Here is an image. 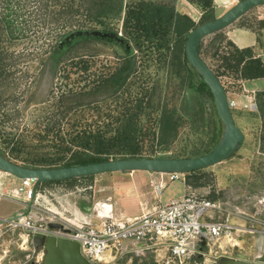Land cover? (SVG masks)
Wrapping results in <instances>:
<instances>
[{
	"label": "trees",
	"instance_id": "trees-1",
	"mask_svg": "<svg viewBox=\"0 0 264 264\" xmlns=\"http://www.w3.org/2000/svg\"><path fill=\"white\" fill-rule=\"evenodd\" d=\"M124 2L100 0L103 8L96 7V11L93 5L88 4L84 7L86 22L75 28L90 27L118 33L121 22L124 39L130 45L128 48V44H123L121 62L92 70L95 60L87 58L84 53L73 54L69 59L76 70L67 71V66L64 67L58 77V94L48 107L41 109L49 115L51 122L35 132L37 139L33 145L38 148L37 153L32 154L33 151L28 150L29 145L23 138H15L0 126V152L3 155L20 165L51 168L118 158L196 157L218 144L221 136L216 126L213 136L189 154H167L179 138L180 120L184 115L179 107L171 106L162 94L161 100L156 103L159 69L156 72L148 70L151 61L169 63L178 73L183 69L191 73L192 69L200 78L198 84H193L215 102L210 87L190 64L185 48L191 30L217 17L215 0H191L201 12L199 20L167 3L154 0ZM51 5L60 11L47 19L50 23L64 21L72 24L82 7L75 0H52ZM47 20L45 18V22ZM13 25L10 14L0 16V89L5 87L4 92L8 95L0 91V109L2 101L11 97L9 87H16L14 72L9 70V63L6 62L10 58L9 48L2 43L15 38L16 28ZM98 25L101 27L97 28ZM89 38L96 37L78 36L62 50L61 41L55 42V47L57 51L71 54L84 45L77 43ZM200 52L228 93H243L244 80L264 77V61L257 56L254 48L239 47L225 29L206 36ZM254 98L264 127V90L256 91ZM215 114L221 122L216 107ZM23 135L26 136L25 133ZM202 171L198 169L186 173L187 183L194 185L189 193H198L197 188L204 184Z\"/></svg>",
	"mask_w": 264,
	"mask_h": 264
},
{
	"label": "rangeland",
	"instance_id": "rangeland-1",
	"mask_svg": "<svg viewBox=\"0 0 264 264\" xmlns=\"http://www.w3.org/2000/svg\"><path fill=\"white\" fill-rule=\"evenodd\" d=\"M81 5V10L77 11L78 18L69 23H50L48 20L53 14L59 13V9L51 5L52 0H0V16L9 15L14 21L16 28L15 38L3 41V46L9 48L10 58L8 68L14 72V85L8 89V97L3 102L0 109V126L9 131L17 138L20 136L25 140L28 150L35 154L38 148L33 145L37 139L35 132L43 128L50 118L47 113L41 110L52 102L53 98L60 90L58 79L61 71L66 67L67 71L76 70V66L71 64L73 54L84 53L87 58H92L95 62L92 70L104 69L108 65L118 64L120 58L124 56V45L126 43L121 22L119 32L115 33L119 38L100 36L92 34H74L76 32L102 31L88 27L75 29L86 22L84 7L88 4L103 8L100 0H75ZM161 3L175 5L179 10L190 13L199 20L201 12L194 6L191 0H154ZM224 0H216V15L223 14L227 7L221 4ZM232 1V0H231ZM238 0H233L237 2ZM49 2V4H48ZM63 2V1H61ZM126 2V0H125ZM124 2V3H125ZM232 5V4H228ZM260 14L264 15V5L257 8ZM46 18V22H45ZM98 25L97 28H100ZM75 29L70 34L68 31ZM74 34V35H72ZM78 36H94L77 44H84L69 54L57 51L55 42H60L61 50L71 44ZM137 53V51H135ZM93 53H98L94 55ZM189 67V66H188ZM159 69V86L156 96V103L165 96L171 106H177L184 115L180 120V135L173 144L171 151L167 154H189L197 146H201L204 140L213 136V130L217 126L219 135L223 133V123L215 114L213 99L203 95L193 84H198L200 78L191 69H183L179 73L174 66L169 63H158L151 61L148 70L156 72ZM260 88L264 87V79ZM5 87H1L3 94ZM8 96V95H7ZM229 99L239 101V97L234 92L228 93ZM255 99V98H254ZM250 99L248 103L251 101ZM43 111V112H42ZM234 117L238 126L245 133V141L233 156L219 163L209 166L202 171L201 180L203 185L197 188L196 194L213 201L230 202L243 206V201L247 197H260L264 192V127L260 113L251 110L239 103V107L234 111ZM22 133L26 136H22ZM208 141V140H207ZM36 142V141H35ZM41 151V147H39ZM157 173L138 170L133 173H123L120 171L106 172L95 175L93 178L72 179L60 182L41 183L38 191L42 193L40 202L50 206V203L59 205L60 202L66 204L72 210H78L83 214H90L91 205L99 198L112 195L114 197L116 211L124 210L127 215H139L143 212L142 202L154 200L155 189L152 180ZM7 185L12 189L17 188L20 183L7 181ZM185 192L182 179L168 180L167 186L163 189L162 202L180 197ZM146 193V194H145ZM150 196V197H149ZM120 198V203L115 200ZM151 198L152 200H143ZM211 197V198H209ZM216 198V199H215ZM156 199V198H155ZM86 200L88 208L80 205ZM118 204V205H117ZM120 207V208H119ZM254 212L253 209H251ZM16 234L4 233L0 237V264H31V249L23 250L14 241ZM257 236L244 234L239 237V244L230 247L232 257H239L245 254L248 259H254L257 254H264V241L257 243ZM260 246V248H259ZM208 252V249L205 250ZM215 257L211 255L197 256L190 261V264H219ZM165 259H161L155 252L128 253L115 259L109 264H166ZM172 264V263H171Z\"/></svg>",
	"mask_w": 264,
	"mask_h": 264
},
{
	"label": "built area",
	"instance_id": "built-area-1",
	"mask_svg": "<svg viewBox=\"0 0 264 264\" xmlns=\"http://www.w3.org/2000/svg\"><path fill=\"white\" fill-rule=\"evenodd\" d=\"M229 103L234 113L239 102L229 99ZM244 107L259 112L255 99L244 103ZM157 175L151 182L156 199L143 201L141 214L116 211L113 218L88 217L62 202L44 205L40 202L42 193L38 188L34 190L35 180L21 178L17 188H9L2 195L21 198L27 210L18 212L17 217L0 218V237L7 232L16 234L17 246L31 249L32 258L28 260L31 264H41L46 257L45 248L34 244L36 236L78 242L81 253L92 264H109L128 253L148 251L166 258V264H190L197 256L207 254L214 256L216 263L224 256L236 258L231 256L230 247L239 244L241 235L264 234V200L257 198L254 212L244 205L213 201L189 192L162 202L168 180L181 179L184 173L157 172ZM31 200L33 204L29 206ZM50 223L62 226L52 227Z\"/></svg>",
	"mask_w": 264,
	"mask_h": 264
},
{
	"label": "water",
	"instance_id": "water-1",
	"mask_svg": "<svg viewBox=\"0 0 264 264\" xmlns=\"http://www.w3.org/2000/svg\"><path fill=\"white\" fill-rule=\"evenodd\" d=\"M262 5H264V0H238L220 16L199 24L191 30L187 37L185 48L189 62L210 87L215 98L217 112L223 123L221 139L209 152L196 157L118 158L51 168L20 165L0 152V170L18 178L35 180L34 190H36L41 183L64 181L114 171L132 173L143 170L185 174L198 169H205L233 156L242 147L246 136L236 122L224 84L201 56L200 47L202 40L206 36L227 28L251 9ZM74 34H92L119 38L115 33L102 31H82ZM32 204L33 200L29 202V206H32ZM89 211L91 212L87 215L88 217L113 218L116 212L114 197L109 195L99 198L91 205ZM13 217H17V215ZM50 225L52 227L62 226L60 223H50ZM256 240L257 243H263L264 234L258 235ZM34 244L37 248L44 247L46 250V257L41 264H92L81 253L78 242L55 236H36ZM205 245V241H202V246ZM219 264H264V254H257L254 259H248L245 254H240L238 258L224 256L220 259Z\"/></svg>",
	"mask_w": 264,
	"mask_h": 264
},
{
	"label": "crops",
	"instance_id": "crops-1",
	"mask_svg": "<svg viewBox=\"0 0 264 264\" xmlns=\"http://www.w3.org/2000/svg\"><path fill=\"white\" fill-rule=\"evenodd\" d=\"M216 1V0H215ZM234 4L233 0H224L221 4L225 7L230 8L232 5L228 4ZM255 7L248 11L246 14L242 15L239 19H237L235 22H233L231 25H229L227 28H225L227 35L241 48L244 47H253L254 51L256 52L257 56H259L264 61V15L260 14L261 11H259ZM264 79V77L255 78V79H247L243 82V93H236L239 97V103H246L250 99H254V93L256 91L264 90V87L260 88L258 86H261V82ZM133 173V172H132ZM157 173V172H153ZM158 175L156 174L153 176L156 178ZM6 177V178H5ZM5 179V180H4ZM184 182L185 186V192L184 194L190 192L192 189H194V185L192 183H187V176L186 173L184 174V177L181 178ZM3 183L1 184V181ZM20 183L21 178H18L14 175H7L6 172L0 170V218H10L15 216L18 212L26 211L27 208L25 207V204L22 202L21 198L16 197H8L2 195V193L7 189H12L7 184V181ZM14 190V189H13ZM146 194V193H145ZM183 194V195H184ZM264 192L260 197V200L263 199ZM154 196V195H153ZM150 197V196H149ZM115 200H118V203H120V198L115 197ZM143 200H152L151 198L143 199ZM257 199L253 197H247L243 201V205L249 209H253V204ZM116 202V201H115ZM118 205V204H117ZM264 205V204H263ZM26 208V209H25ZM120 208V207H119ZM118 211H124V210H118Z\"/></svg>",
	"mask_w": 264,
	"mask_h": 264
},
{
	"label": "flooded vegetation",
	"instance_id": "flooded-vegetation-1",
	"mask_svg": "<svg viewBox=\"0 0 264 264\" xmlns=\"http://www.w3.org/2000/svg\"><path fill=\"white\" fill-rule=\"evenodd\" d=\"M80 205L83 206L84 208H88V206H89V204L87 203L86 200L81 201Z\"/></svg>",
	"mask_w": 264,
	"mask_h": 264
}]
</instances>
